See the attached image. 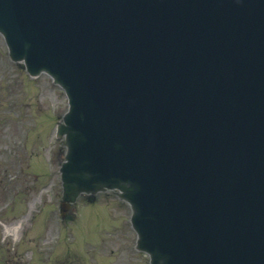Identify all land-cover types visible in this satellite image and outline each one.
Segmentation results:
<instances>
[{
	"label": "water",
	"instance_id": "obj_1",
	"mask_svg": "<svg viewBox=\"0 0 264 264\" xmlns=\"http://www.w3.org/2000/svg\"><path fill=\"white\" fill-rule=\"evenodd\" d=\"M100 1L0 0L12 57L32 74L46 69L70 97L60 127L65 198L127 180L139 247L154 264H264V140L257 146L233 118L248 80L258 106L245 121L263 122L264 51L250 78L236 59L264 44V0H215L219 18L210 0H148L145 15L163 12L152 25L128 14L103 19ZM182 21L193 25L191 42ZM136 59L137 69L175 83L147 87L136 101L135 81L122 85L134 80Z\"/></svg>",
	"mask_w": 264,
	"mask_h": 264
},
{
	"label": "rangeland",
	"instance_id": "obj_2",
	"mask_svg": "<svg viewBox=\"0 0 264 264\" xmlns=\"http://www.w3.org/2000/svg\"><path fill=\"white\" fill-rule=\"evenodd\" d=\"M67 109L64 90L12 61L0 34V264H148L112 191L98 193L94 204L81 196L72 217L60 221L66 145L54 129ZM19 221L20 238L7 235L6 225Z\"/></svg>",
	"mask_w": 264,
	"mask_h": 264
},
{
	"label": "bare ground",
	"instance_id": "obj_3",
	"mask_svg": "<svg viewBox=\"0 0 264 264\" xmlns=\"http://www.w3.org/2000/svg\"><path fill=\"white\" fill-rule=\"evenodd\" d=\"M19 224L17 225H7L6 226V232L7 233H12V232H16L19 233Z\"/></svg>",
	"mask_w": 264,
	"mask_h": 264
}]
</instances>
